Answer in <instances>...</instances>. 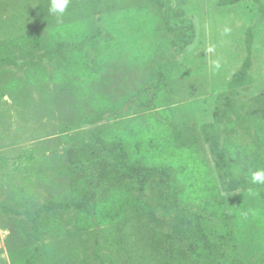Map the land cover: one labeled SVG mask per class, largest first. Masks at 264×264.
<instances>
[{
	"label": "rangeland",
	"instance_id": "374dc122",
	"mask_svg": "<svg viewBox=\"0 0 264 264\" xmlns=\"http://www.w3.org/2000/svg\"><path fill=\"white\" fill-rule=\"evenodd\" d=\"M218 1L186 0L183 8L197 38L182 56H171L177 33L163 22L155 2L105 0L100 16L110 25L135 22L136 41L98 65L92 54L77 59L64 50L50 59L47 52L55 28L73 25L85 35L96 29L89 4L69 0L64 13L56 15L49 12L51 0H0V58L13 56L15 62L0 69V157L9 162L22 149L35 147L52 164L28 181L0 172V204L33 211L48 200L69 202L71 183L102 182L93 168L92 148L81 141L98 125L95 121L105 123L125 109L130 96L149 84L157 64L168 59L166 86L152 108L119 115L114 124L144 130L156 124L175 156L201 163L224 212L221 220L209 217L221 262L264 264V183L251 180L253 172L264 170V0L232 6ZM249 27L254 33L252 81L239 90L235 113L220 128V146L239 182L230 191L201 127L213 122L228 95L245 58ZM72 162L74 175L66 168ZM100 162L110 169L108 160ZM132 195L143 205L127 209L115 223L86 231H79L74 216L64 211L47 214L39 244L24 216L0 211V264H23L29 258L32 264H191L186 254L190 225L180 212L167 214L161 182Z\"/></svg>",
	"mask_w": 264,
	"mask_h": 264
},
{
	"label": "trees",
	"instance_id": "16d2710c",
	"mask_svg": "<svg viewBox=\"0 0 264 264\" xmlns=\"http://www.w3.org/2000/svg\"><path fill=\"white\" fill-rule=\"evenodd\" d=\"M79 1L90 5L98 21L97 27L88 35L78 32L73 25L55 28L52 31L54 41L47 49L50 59H56L64 50H71L69 57L81 59L84 55L92 54L95 63L102 65L109 62L124 45L134 46L135 22L128 20L129 22L123 26L110 25L100 16L105 0ZM145 1L155 2L161 10L163 22L177 33L172 44L171 56H182L184 50L192 46L197 38L196 25L183 8L186 0ZM243 1L259 4V0H219L218 4L232 6ZM253 41V28L249 27L244 35L245 58L230 80L228 95L214 114L213 122L201 127L202 133L212 142L215 162L223 173L230 191H235L239 182L226 162L220 146V128L235 113L239 90L251 84ZM168 63V59L160 61L149 84L130 96L126 108L119 113H112L106 118L105 123L95 121L98 125H93L89 135L81 141L92 148L95 155L92 159L93 168L102 176V182L93 186L87 184L85 180L71 183L67 203L48 200L33 211L22 212L0 204V211L3 214L24 216L31 224L35 242L39 244L42 239L41 221L47 214L64 211L73 215L74 224L79 231L103 227L122 219L127 209H137L143 205L135 200L132 192L143 195L154 182L158 181L162 185V198L167 214L180 212L190 225L186 242V254L190 263L223 264L218 250L213 245L215 230L209 217L217 216L221 220L224 212L220 203L214 200L217 189L204 166L175 156L170 148L165 146L162 130L156 124H151L146 130L139 127H117L114 124V118L119 115L143 113L152 108L158 93L166 86ZM10 65H15L13 56L0 58V69ZM66 149L70 150L69 146H66ZM83 154L84 151L81 149V158L84 157ZM106 160L111 164L108 171L100 162ZM43 165L47 168L52 167L46 157L38 154L35 147L22 149L9 162L6 157H0V172L21 175L27 181L30 176H36ZM100 166L102 170H99ZM56 167L57 171L62 172V167L58 165ZM75 167L77 164L72 162L66 168L74 175ZM186 204L194 207L188 208ZM94 254L97 256V247ZM23 264H32L31 258Z\"/></svg>",
	"mask_w": 264,
	"mask_h": 264
},
{
	"label": "clouds",
	"instance_id": "9594fccd",
	"mask_svg": "<svg viewBox=\"0 0 264 264\" xmlns=\"http://www.w3.org/2000/svg\"><path fill=\"white\" fill-rule=\"evenodd\" d=\"M69 4V0H51L49 12L52 14H63ZM227 32V29H225ZM216 69L220 68L219 62L215 64ZM253 183H264V170H257L251 174Z\"/></svg>",
	"mask_w": 264,
	"mask_h": 264
}]
</instances>
